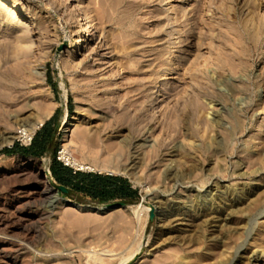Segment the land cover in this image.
I'll use <instances>...</instances> for the list:
<instances>
[{"label": "rangeland", "instance_id": "obj_1", "mask_svg": "<svg viewBox=\"0 0 264 264\" xmlns=\"http://www.w3.org/2000/svg\"><path fill=\"white\" fill-rule=\"evenodd\" d=\"M0 1L7 13L44 28L28 45L0 19V71L19 61L30 73L0 127V215L8 223L29 225L32 219L34 227L31 240L14 232L27 243L18 254L24 264H179L185 258L190 264H245L254 253L259 259L251 264H264V0ZM25 7L30 14L22 13ZM85 17L91 38L78 42ZM57 108L50 152H4L27 147L18 131L36 117L44 123ZM68 122L73 126L66 131ZM144 140L133 162V148ZM55 149L56 156L71 155L93 168L85 172L127 179L138 199L100 204L59 191L50 174ZM170 158L183 168L173 181L165 171ZM46 180L51 190H43ZM230 190L245 200L222 227L181 222L175 224L178 237L162 232L161 209L185 214L177 203L199 197L206 198L200 209H209L215 207L211 198ZM55 196L127 207L82 213L55 204ZM223 251L232 258L239 251L237 261L229 263L225 253L227 262ZM4 257L0 264H10Z\"/></svg>", "mask_w": 264, "mask_h": 264}, {"label": "bare ground", "instance_id": "obj_2", "mask_svg": "<svg viewBox=\"0 0 264 264\" xmlns=\"http://www.w3.org/2000/svg\"><path fill=\"white\" fill-rule=\"evenodd\" d=\"M114 1H117V0H114ZM170 2H174V1H172V0L167 1V3H169V4H170ZM5 6H6L5 2L0 1V19L5 18L6 20L3 22L4 24H6L9 27L14 26V28H16L18 30V32L20 34H19V37H17L18 35L16 36L17 41H20L22 43L24 42L28 45H31L33 43V40H34V39H31V36H40L43 33L44 28L40 27V26L38 27V25H34V21H32L30 18L25 19L26 21L24 19H21L19 17V14H16L15 11H9L7 13L5 11L7 9V7H5ZM12 8L17 10V7L15 5ZM130 10H132V9H130ZM170 10L176 11L175 7H170ZM30 12H31V8L25 7V9L24 8L22 9V13L24 15H28V14H30ZM176 13H177V11H176ZM81 23L82 24L79 25L77 30H76V34L79 35V41L78 42H83L85 39L90 40V38H91V21L89 20V18L85 17L81 21ZM255 32H257V31H255ZM258 36L259 35H257V37ZM255 37H256V35H255ZM174 59L175 58H172L170 63H172ZM29 78H30V73L28 72L27 66L24 64V62L16 61L15 63L9 64L7 67H5L3 71H0V127H2V124L8 123L7 119H8V117L11 116V113L14 112L15 108L17 107V105L19 103V99H20V94L25 89L26 85L28 84ZM74 120H77V119H74ZM15 123H17V124L18 123H25V119L24 118H17V119H15ZM42 124H43V121L41 120V118L36 117V118H34L33 123L31 124L32 126L30 128L25 129V130H21V131L19 130V131L24 132L25 137L28 139V138H31L32 133L37 128H39ZM71 126H73L72 123H69V122L66 123V129L65 130L68 131ZM0 134L4 135V133H0ZM117 137L123 138V140L126 141V138L120 132H117ZM18 138H19V135H18ZM8 139H10V137L4 138V140H8ZM146 142L147 141L144 140L142 143H140V142L136 143L134 148L131 147L134 149V152L131 151L132 152L131 153L132 154L131 159H133V162H135L136 160H140L139 156H141V155L139 154V152L141 149L144 148V145L146 144ZM141 152H143V151H141ZM175 152L177 154L178 151H173L171 153L169 152V157H173L174 155L172 156V153L174 154ZM63 160L67 163V165H73L76 168L81 169V170H84V169L92 170L93 169L91 166H86V165L81 164L78 159L74 158V156H71V155L64 154ZM169 161H170V163L167 164L168 166L166 167L165 171L167 173L166 174L167 177H169L171 179V181H173L172 179H175L176 176H179L180 173L183 172V168L181 165L175 164V162H174L175 160H173V158H170V160H168V162ZM137 163L138 162L134 163V165L136 166ZM132 167H134V166L132 165ZM0 170H2L1 166H0ZM20 175L21 174L18 173V176H20ZM41 182H43V181H41ZM37 183H38V181H37ZM43 184H44L43 190H45V189L51 190V187L49 186V182L47 180L44 181ZM217 189H220V188H217ZM260 193H262V192L259 191V194ZM254 195H255V193H254ZM250 197H252V194H250V196L247 198V200H249ZM54 199H55L54 200L55 204H59V203L64 204L65 203V201L63 199H60L58 196H55ZM205 199H206L205 197H201V198L199 197L198 199H196V201H193V200H190L187 202L185 201L186 203L178 202L177 206L175 205L176 210H178V211L179 210H186V212L184 211L185 214L181 213V212H174L173 210H172L173 211L172 212L166 208H165V210L161 209L160 211H158V215L161 216V219L164 222L163 226H165V229L162 232L164 234H169V235L178 233L176 235L178 237L180 235L179 234L180 226L177 229V225H175V224L181 223V222H186L187 227H194V226H199V225L200 226L211 225L214 228H220L223 226L222 223L224 224L228 220L227 219L228 216L232 212H234L235 210H238L240 208V206L243 204V200H245L244 196L242 197V195H241V197H239L236 195V193L232 192L231 190L229 192L223 191L222 193H219L218 196L210 199L211 202L213 203V204L211 203L212 206L215 205V207H211L209 209H203L202 210V209H200L201 206L199 207V205H200V202L201 203L205 202ZM216 200H218V202ZM215 202H217V203H215ZM197 203H198V205H197ZM167 205H169V204H167ZM86 207L88 210H97L99 212H101V211L108 212V211H111L113 209V207H111V206L92 207L90 205H86ZM124 207H127V206H124ZM124 207H122V208H124ZM78 211H80V209H78ZM4 217H2L0 215V256L2 255L3 257L4 256L9 257L10 258V264H24L21 261L22 259L20 260L18 258V254H20L24 250H27L25 247V245L27 246V243L25 244L24 241L22 243L18 242L16 240L17 238H15V237H16V234H19V233H17V232L14 233V232L15 231H18V232L21 231V233H23V235H22L23 238L25 236L24 239L29 240L30 238H28V237L30 236V234L32 233V231L34 229V227L32 225H30V223H32V219H30L31 222H29V225H28V224H21V222L17 223L16 220H15L16 223H11V222L8 223V222H5V219H7V217L6 218H4ZM15 217H17V216H15ZM21 219H17V220H21ZM28 221H29V219H28ZM25 223H27V221ZM186 223H184V224H186ZM12 234H15V235H12ZM24 239H22V240H24ZM249 246H250V244H249ZM238 252L236 254H234L235 256L233 255V258L230 256L231 255L230 252H229L230 254H228L227 252H225V253H227V254H225L223 251L222 256L224 254L228 255V257L230 256L231 258L229 257V260L230 259L231 260L229 261V263H232L234 261H237V259H238L237 257L239 255ZM240 253H242V252H240ZM14 255H17V256L12 257ZM186 255H187V252H186ZM257 255H255V253H254L253 256L245 257L244 258L245 264H251L252 261L258 260L259 255L258 256ZM188 256H191V255H188ZM225 257L223 256V259ZM228 257H227V260H228ZM180 258H182V256ZM217 258H219V257H216V259ZM212 259H213V257H212ZM219 259H217V260L219 261ZM223 259H221V261H219V262H222ZM213 260H212L211 264H213V262H214ZM225 260H226V258H225ZM178 262H179V264H190L191 263V262L189 263V259L187 260V258L181 259ZM200 262H202V264L204 263V261H201V259H200ZM197 263H199V261ZM205 263H206V260H205ZM208 263H210V262H208ZM199 264H201V263H199ZM214 264H215V262H214ZM224 264H226V262Z\"/></svg>", "mask_w": 264, "mask_h": 264}, {"label": "trees", "instance_id": "obj_3", "mask_svg": "<svg viewBox=\"0 0 264 264\" xmlns=\"http://www.w3.org/2000/svg\"><path fill=\"white\" fill-rule=\"evenodd\" d=\"M46 128L45 126L37 133L29 147L15 145L11 149H5L4 152L33 157L43 156L49 150L55 132ZM50 172L61 187L68 189L76 182V188L80 189L77 191L83 195H91L100 204L109 201L129 203L138 199V191L132 189L127 180L121 177L89 175L80 172L73 174L71 168L57 160L56 153L53 155Z\"/></svg>", "mask_w": 264, "mask_h": 264}, {"label": "crops", "instance_id": "obj_4", "mask_svg": "<svg viewBox=\"0 0 264 264\" xmlns=\"http://www.w3.org/2000/svg\"><path fill=\"white\" fill-rule=\"evenodd\" d=\"M58 112H59V109L57 108L56 111L54 112V114H53L50 118H48V119H47V120H46V121H45V122H44V123L38 128V131H37L35 134H33L32 141H33V139L36 137L37 133H39L41 130H43L45 126L47 127V128H46L47 130H50L51 132H52V131H55L54 134H53L52 140H51V146L49 147V150L47 151V153L50 152L51 149H52V147L54 146V140H55V138H56V134H57V126H58ZM31 143H32V142H31ZM30 145H31V144H30ZM30 145H28L27 147H29ZM56 149H57V148H56ZM56 149H55L54 153H56ZM47 153H45V154H47ZM54 153H53V154H54ZM45 154H44V155H45ZM71 169L73 170V174H75V173H77V172H80V173L89 174V175H102V176H111V177H121V176H114V175H112V174H102V173H91V172H85V171H83V170H78V169H75V168H71ZM121 178H123V177H121ZM53 179H54V178H53ZM123 179H125V178H123ZM125 180H127V179H125ZM54 181L56 182L57 185H59L58 182H57L55 179H54ZM127 182H128V184L131 186V188L134 189L128 180H127ZM59 186H60V185H59ZM76 186H77V183L74 182L73 185L70 186V187L67 189V190H68V193L70 192V193L75 194V195H80V196H82V197H84V198H86V199H89V200L93 201V202H97L96 200H94V199L91 197V195H83L82 193H80L79 191H77V190H80V189H77ZM134 190H136V189H134ZM109 202H114V201H109ZM109 202H107V203H109ZM97 203H98V202H97Z\"/></svg>", "mask_w": 264, "mask_h": 264}, {"label": "water", "instance_id": "obj_5", "mask_svg": "<svg viewBox=\"0 0 264 264\" xmlns=\"http://www.w3.org/2000/svg\"><path fill=\"white\" fill-rule=\"evenodd\" d=\"M58 190L65 193V194L68 193V190L64 187H61V186H58ZM63 200L65 201V203H64L65 207H71V208H74L76 210L80 209V212H82V213H93V214H99V215H103L106 213L105 211L99 212L97 210H88L86 205H80V204L74 203L71 200H66V199H63ZM107 206H111L114 209L117 207H124V206H126V204L122 203V204L107 205Z\"/></svg>", "mask_w": 264, "mask_h": 264}, {"label": "built area", "instance_id": "obj_6", "mask_svg": "<svg viewBox=\"0 0 264 264\" xmlns=\"http://www.w3.org/2000/svg\"><path fill=\"white\" fill-rule=\"evenodd\" d=\"M21 131V130H20ZM18 132V135H19V141L21 142V143H25V145H30L31 144V142H32V138H33V135L31 136V138H26L25 137V133L24 132ZM57 160H59L61 163H63V165H65V166H67V163L63 160V155H62V153H58V156H57ZM51 174V173H50Z\"/></svg>", "mask_w": 264, "mask_h": 264}]
</instances>
